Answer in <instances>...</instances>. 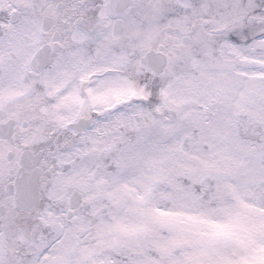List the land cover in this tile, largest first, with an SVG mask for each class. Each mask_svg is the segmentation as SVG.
Returning a JSON list of instances; mask_svg holds the SVG:
<instances>
[{"label":"snow or ice","instance_id":"6c2138e0","mask_svg":"<svg viewBox=\"0 0 264 264\" xmlns=\"http://www.w3.org/2000/svg\"><path fill=\"white\" fill-rule=\"evenodd\" d=\"M0 264H264V0H0Z\"/></svg>","mask_w":264,"mask_h":264}]
</instances>
